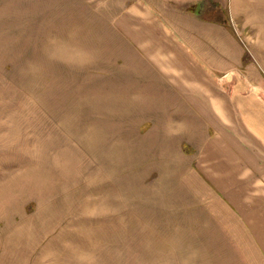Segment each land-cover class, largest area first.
<instances>
[{
  "label": "rangeland",
  "instance_id": "1",
  "mask_svg": "<svg viewBox=\"0 0 264 264\" xmlns=\"http://www.w3.org/2000/svg\"><path fill=\"white\" fill-rule=\"evenodd\" d=\"M260 205L264 0H0V264H264Z\"/></svg>",
  "mask_w": 264,
  "mask_h": 264
},
{
  "label": "crops",
  "instance_id": "2",
  "mask_svg": "<svg viewBox=\"0 0 264 264\" xmlns=\"http://www.w3.org/2000/svg\"><path fill=\"white\" fill-rule=\"evenodd\" d=\"M174 34H176V32H174ZM188 48V45H184ZM188 50V51H187ZM185 49V51L187 52V54L189 52H192L193 49L188 48ZM240 212V210H239ZM254 216H253V220L251 221L253 223V228L255 230V238L256 239H260L259 243L260 246L259 248L261 249V252L264 256V206L260 205V206H254Z\"/></svg>",
  "mask_w": 264,
  "mask_h": 264
}]
</instances>
